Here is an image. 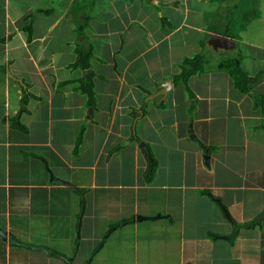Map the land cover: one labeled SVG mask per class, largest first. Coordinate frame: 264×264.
I'll return each mask as SVG.
<instances>
[{"label": "crops", "instance_id": "1", "mask_svg": "<svg viewBox=\"0 0 264 264\" xmlns=\"http://www.w3.org/2000/svg\"><path fill=\"white\" fill-rule=\"evenodd\" d=\"M74 1L0 0V264H264V110L217 67L264 95V0L239 39L218 1ZM198 55L191 95L173 77Z\"/></svg>", "mask_w": 264, "mask_h": 264}, {"label": "trees", "instance_id": "2", "mask_svg": "<svg viewBox=\"0 0 264 264\" xmlns=\"http://www.w3.org/2000/svg\"><path fill=\"white\" fill-rule=\"evenodd\" d=\"M122 1H134V0H122ZM140 1H144L148 4H152L153 0H140ZM210 1H218V2H223L224 0H210ZM255 1L257 0H233L234 4H232V8H230L227 11V18H230V22L231 19L234 21H240L238 24L236 25H231L230 23H228L227 25V32H224L223 36H229V34L231 35V27L233 26H237L240 25V31L244 30L245 25L249 23L250 20L254 19V18H258L259 13L258 10L254 7V4L256 3ZM178 3H174V5H177ZM161 5H154L155 9L157 11L161 10ZM238 7L240 10H247V8L252 7L251 10V14L249 13V16L247 17L248 20H246L245 24L243 25L244 22H242V20H240L239 16L237 17H232V14L234 12V8ZM241 15L243 16V13H241ZM207 17V15H205V18ZM226 18V19H227ZM84 20L86 21V23L88 21H90V18L85 17ZM245 20V19H244ZM78 22V21H77ZM206 22H207V18H206ZM161 23H162V28L163 30L166 27H172V25L167 22V19L162 17L161 18ZM243 25V26H242ZM79 31V35L82 32V30H78ZM231 38L234 39H239L238 35H232ZM93 58V53H92V49H81L77 47V55H76V62L73 66L74 69H80L83 72V78L80 80V87L79 90L83 93H85L87 95V99H88V105H94L95 103V97H94V93L92 91V77H93V73L92 71H90V61ZM240 59H223L220 61V63L218 64L217 67H219L222 71H224V73L226 75H228L231 80L234 83V88L239 90L242 93H250L253 96L254 99V103L255 105H261L262 106V110H264V95H259V94H255L252 93L251 89L249 88V84L254 82V79L249 78L244 72H242L239 68L238 65V61ZM206 64L207 62L205 61V58L203 55H198L192 59L186 58L182 65H181V73L177 76L173 77L174 80V84L178 85L180 81H182L186 86L187 89L189 90V92L192 95V91L190 90L189 86H188V81L189 79L194 76L197 75L201 72H203L204 70H206ZM82 136L81 133L78 135L76 144H79L81 142ZM151 157V161H149V166L146 172V179L147 181H151L153 179V176L155 174L156 171V166H155V160L152 154H149ZM153 158V159H152ZM78 189V188H76ZM86 191V189H83ZM81 192V190H78V192ZM84 212V208H82V213ZM104 245V240L100 241L99 244L93 249L92 251V256L98 252L102 246ZM50 252H54V251H50Z\"/></svg>", "mask_w": 264, "mask_h": 264}, {"label": "water", "instance_id": "3", "mask_svg": "<svg viewBox=\"0 0 264 264\" xmlns=\"http://www.w3.org/2000/svg\"><path fill=\"white\" fill-rule=\"evenodd\" d=\"M157 1L154 0V3H156ZM226 42V40L224 41ZM173 89V81L172 80H167L163 83L161 89H160V93L165 97L169 90H172ZM193 138H195V136H193ZM141 146L147 150V146L145 145V143H141ZM162 217L161 215H158L157 217H148V216H143V215H138V216H134V217H131V218H128V219H125L121 222V224H127L129 222H132L134 220H150V219H157V218H160ZM264 219V212H262L260 215L257 216V218L251 223V225L255 224V223H259L261 220ZM116 226H112L110 228V230L114 229ZM109 230V232H110ZM108 232V233H109ZM0 235H2L3 238H7V234L4 232L3 229L0 228ZM233 236V235H232ZM230 236V238L232 237ZM9 241L10 243L14 244V245H18V246H23V247H27V248H31V249H36V250H41L45 253H48V249L45 247V246H42V245H33V244H29V243H24V242H20L18 240H16L15 238L13 237H10L9 238ZM62 259L65 261L66 264H72V260L71 258H66L65 256H61Z\"/></svg>", "mask_w": 264, "mask_h": 264}, {"label": "rangeland", "instance_id": "4", "mask_svg": "<svg viewBox=\"0 0 264 264\" xmlns=\"http://www.w3.org/2000/svg\"><path fill=\"white\" fill-rule=\"evenodd\" d=\"M66 1V0H65ZM74 1V0H73ZM157 1V0H156ZM190 1H194V0H190ZM209 1V0H208ZM235 1H237V0H235ZM240 1V0H239ZM75 2V1H74ZM77 2V3H76ZM75 3L76 4H78V2L80 3V5H83V2H84V5L83 6H85L86 7V11L88 12V9H90L91 8V5H92V2H93V0H77ZM65 3V2H64ZM63 4V2L61 1L60 2V5H62ZM180 4V3H179ZM178 4V5H179ZM232 4H234V2H233V0H224L223 2H222V7L224 8V10L227 12L230 8H232ZM172 6H174L173 4H172ZM174 7H177V6H174ZM76 9H78L77 7H75ZM156 10V9H155ZM251 10H252V7H249V8H247V10H240L238 7H236V8H234V12H233V14H232V17H240V20H242V22H244L243 23V25L246 23L245 21L246 20H248V16H249V13L251 14ZM230 11V10H229ZM228 11V12H229ZM79 12V10L76 12V13H78ZM241 13H243V16L241 15ZM83 16V15H82ZM82 16H80V13H78L77 14V17L78 18H80L79 20H82L83 18H82ZM245 19V20H244ZM230 20V18H227V21H228V23H230L231 25H236V24H238L240 21H234V20H232L231 19V22L229 21ZM242 25V26H243ZM206 26L208 27V26H210V22L208 21L207 23H206ZM241 26L240 25H237V26H233V27H231V30H238L239 28H240ZM245 27H246V25H245ZM217 28V27H216ZM227 29V27L225 28V29H223L224 31L223 32H227L228 30H226ZM245 29V28H244ZM221 28H217L216 29V31L217 32H221ZM162 52V51H161ZM160 54V52L159 51H157L156 53H155V56L157 57L158 55ZM219 59H222V57H220ZM91 62V61H90Z\"/></svg>", "mask_w": 264, "mask_h": 264}]
</instances>
